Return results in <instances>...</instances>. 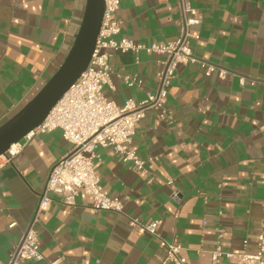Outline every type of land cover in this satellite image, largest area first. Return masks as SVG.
I'll return each mask as SVG.
<instances>
[{
  "label": "crops",
  "instance_id": "obj_1",
  "mask_svg": "<svg viewBox=\"0 0 264 264\" xmlns=\"http://www.w3.org/2000/svg\"><path fill=\"white\" fill-rule=\"evenodd\" d=\"M86 1L0 0V125L63 63ZM192 3L200 18L194 53L226 74L207 75L198 63L178 65L164 114L149 109L136 124L131 146L145 160L144 169L131 167L112 147L98 150L96 173L107 194L124 200L123 211H96L83 192L75 205L55 196L34 223L45 259L25 264H173L165 261L160 239L133 227L131 218L146 225L158 220L160 237L178 241L180 255L192 264H214L218 243L226 251L258 250L264 221V0ZM118 17L120 36L137 42L165 43L181 30L179 0H121ZM161 57L113 51L114 88L107 85L105 96L118 105L144 99L158 86ZM127 75H138L143 84L127 85ZM71 148L60 128L36 133L0 167V261L9 260L35 217L51 167ZM216 264L229 260L222 256Z\"/></svg>",
  "mask_w": 264,
  "mask_h": 264
},
{
  "label": "built area",
  "instance_id": "obj_2",
  "mask_svg": "<svg viewBox=\"0 0 264 264\" xmlns=\"http://www.w3.org/2000/svg\"><path fill=\"white\" fill-rule=\"evenodd\" d=\"M104 1L105 10L101 28L86 70L63 94L41 124L18 142L11 144L4 154L0 155L1 167L11 162L36 133L49 132L56 128L62 130L63 137L72 145L70 151L51 167L33 221L11 252L9 260L0 261V264H25L31 259H45L38 243L39 236L34 223L48 210L55 196H59L66 205H75L77 196L83 192L92 197L94 210L122 212L124 200L107 194L96 173L95 161L101 159L99 148L112 147L123 155L124 161L132 162L131 167L144 169L145 160L140 158L136 149L131 146L136 124L149 109H161L164 114L168 88L176 76L178 65L198 63L205 69L207 75L216 70H219L221 76L226 74L224 69L197 57L194 53L192 39L199 38L196 27L200 24V18L192 0H179L180 34L176 39L165 43L137 42L127 36H120L121 20L118 11L121 0ZM113 51H132L136 54L145 51L161 55L158 60L157 88L148 91L146 97L140 101L129 98L122 105H118L115 101L109 100L104 94V88L107 85L114 88L109 64ZM124 79L129 86L143 84L142 78L138 75H127ZM240 83L245 84V77H241ZM256 83V79L251 80L252 85ZM168 183L172 184V181ZM174 196H177L176 192ZM130 224L160 239V246L166 251V262L192 264L186 257L180 255L181 244L178 241H168L160 237L157 231L158 220L146 225L140 223L137 218H131ZM14 225L13 222L10 227ZM244 244H247V240ZM257 244L258 250L249 253L226 251L218 243L212 251L213 263L216 264L220 257L225 256L229 264H264V221L262 230L258 234ZM55 263L56 261L52 262Z\"/></svg>",
  "mask_w": 264,
  "mask_h": 264
},
{
  "label": "water",
  "instance_id": "obj_3",
  "mask_svg": "<svg viewBox=\"0 0 264 264\" xmlns=\"http://www.w3.org/2000/svg\"><path fill=\"white\" fill-rule=\"evenodd\" d=\"M104 10V0L86 1L80 28L63 63L17 113L0 125V155L41 124L86 70L96 47Z\"/></svg>",
  "mask_w": 264,
  "mask_h": 264
}]
</instances>
